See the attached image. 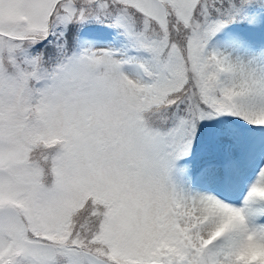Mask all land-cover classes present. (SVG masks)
I'll list each match as a JSON object with an SVG mask.
<instances>
[{"label": "snow or ice", "instance_id": "obj_1", "mask_svg": "<svg viewBox=\"0 0 264 264\" xmlns=\"http://www.w3.org/2000/svg\"><path fill=\"white\" fill-rule=\"evenodd\" d=\"M0 264H264V0H0Z\"/></svg>", "mask_w": 264, "mask_h": 264}]
</instances>
